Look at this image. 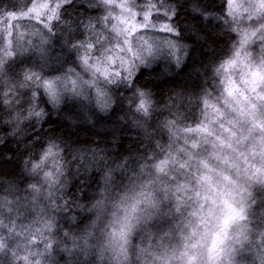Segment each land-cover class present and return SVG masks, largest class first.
Masks as SVG:
<instances>
[{
	"label": "trees",
	"instance_id": "trees-1",
	"mask_svg": "<svg viewBox=\"0 0 264 264\" xmlns=\"http://www.w3.org/2000/svg\"><path fill=\"white\" fill-rule=\"evenodd\" d=\"M5 2L7 0H0V15L6 9L13 8H6L3 5ZM152 3L156 9V23L160 18L164 19L179 36L149 29L153 31L151 36L155 39L154 51L142 58L140 54L137 56L140 60L134 74L136 89L130 91L125 84L105 86L100 81L94 82L95 87L85 86L83 89L93 97L91 103L82 104L68 92L61 96L60 104L53 107L44 89L39 88L34 81L29 82L28 86H22V83L29 71L38 73L43 80H59L63 83L62 88L68 89L72 88L73 81L79 85V80L87 77L80 60V50L73 45H80L84 39L96 35L85 38L88 32H104L103 0H61L56 18L48 26L33 19H22L25 29L23 39L18 41L9 34L8 48L4 47L3 35H0V244L4 245L0 248V264H69L68 254L62 251L66 246L64 233H77L88 221L89 214L76 208L68 217H57L59 223L49 229L47 225L52 224L50 211L41 215L39 209L31 210L8 203L16 198L9 194L10 190H23L39 180V177L24 174V161L29 156L38 159L50 138L55 137L61 147L66 149L62 160L59 157L49 159L48 166L43 170L51 171L59 163L67 171L65 191L57 193L62 197L59 203L71 199L77 205H89L104 175L103 170L98 171V168L103 169V165H98L92 158L93 150H96L97 158L104 156L116 162L129 157L130 169L139 168L142 163L140 156L148 157L156 152L157 142L165 146L166 152L177 155V150L185 146L186 140L190 146L200 142L203 135L201 132L185 134L187 129H196L203 121L219 117L215 118L212 108L204 110L203 93L206 85L203 67H214L232 56L245 35L248 43L241 59L247 54L255 62L262 58L264 44H261L259 35L253 36L252 33L264 24V19L257 22V16L250 21L245 16L229 14L227 0H152ZM201 12L208 19L197 15ZM259 15L264 16V11L259 9ZM225 20L228 24L224 23ZM39 34L42 40L37 37ZM179 46L189 50L187 57L185 52L178 51ZM177 55L186 61L180 69L174 63ZM197 70L200 71L199 75ZM136 90L148 91L155 105V111L146 123L147 131L153 134L150 137L142 129L133 127L134 118L128 105L131 104L135 109L139 103V98H134ZM105 92L119 102L108 121L100 120L95 115L99 111L96 96ZM214 101L212 99L209 103ZM30 109L43 111L47 116L46 122L41 126V121L35 118L23 120L20 131L14 137L12 132L16 123L13 117L17 114L28 116ZM118 118H122V122L113 123ZM164 121L175 124L171 140L169 131L160 127ZM214 128L218 130V124ZM34 132L35 135L32 134ZM37 139L40 143H36ZM208 150L212 151L211 145ZM73 157H76L75 162ZM163 159L165 155L158 154L151 163L156 164ZM42 175L43 172L40 173ZM81 193L84 198H80ZM20 195L26 193L21 191ZM245 198L248 200L249 220L253 222L255 233L250 236V240L259 244L260 234L264 233V185L253 183L247 187ZM252 201L256 202L254 207ZM49 203L41 200L39 208H47ZM171 243L175 246L177 242ZM67 246L71 247V244ZM262 255L264 247L258 252L253 245L252 255L239 260V264H253L254 261L255 264H261ZM81 259L102 264L98 256H81ZM144 259L141 257L140 264H144Z\"/></svg>",
	"mask_w": 264,
	"mask_h": 264
},
{
	"label": "snow or ice",
	"instance_id": "snow-or-ice-1",
	"mask_svg": "<svg viewBox=\"0 0 264 264\" xmlns=\"http://www.w3.org/2000/svg\"><path fill=\"white\" fill-rule=\"evenodd\" d=\"M260 10L264 11V0H261ZM53 14L56 18L55 9ZM197 15L208 19L202 12ZM257 17V22L264 19L259 13ZM253 19L250 15L249 20ZM224 23L228 24V21ZM165 31L179 36L171 26H166ZM252 35H259L261 44H264V24ZM238 43L239 47L228 59L214 67H203L206 85L204 110L212 108L213 115L220 113L211 122L219 125L218 130H202L199 125L196 129H187L185 134L203 131L201 140L190 146L186 140L185 146L178 149L175 156L157 142L156 152L148 157H139L142 163L138 169H130L129 157L116 162L104 156L97 158L96 150H93L92 158L98 165H103V169L98 168V171L103 170L104 175L93 202L86 206L77 205L71 199L59 203L62 197L57 193L64 192L68 182L63 164L57 163L53 170L43 171L49 159L59 157L62 160L66 150L52 137L43 146L38 159L29 156L24 161V174L39 177V180L23 190H10L9 194L16 198L8 203L31 210L39 209L41 215L50 211L52 224L47 225L49 229L59 223L57 217H68L76 208L86 211L88 221L79 232L64 233L66 246L62 251L68 254L69 264H92L87 259H81V256L90 255L98 256L102 264H140L141 257L145 258L144 264H239V260L252 255L253 245L259 252L264 247V233L260 234L259 244L250 240L255 233L253 222L249 220L245 189L253 183L264 185V48L261 49L262 58L254 63L250 54L241 59L248 43L247 35ZM83 46L73 45L74 48ZM178 51L185 52V57L189 54V50L182 46L178 47ZM134 59L140 60V57ZM185 62L179 55L174 61L178 69ZM84 64L88 66L89 61L85 60ZM136 67L138 65L130 63L123 73L113 74L119 79L106 77L105 86L125 84L128 90H135ZM197 74H200L199 70ZM32 81L44 89L53 107L59 105L61 96L68 92L82 104L93 100L83 89L85 86L95 87L94 83L80 82L78 85L73 81L71 89L60 88L59 80H43L38 73L29 71L23 77L22 86H28ZM150 95L148 91L136 90L134 98H139V103L135 109L128 105L134 118L133 127L142 129L148 137L153 134L147 131L146 123L155 111ZM212 99L215 105L209 103ZM96 103L99 111L95 115L105 121L110 120L119 105L118 99H113L107 92L98 93ZM32 118L40 120L42 126L47 116L43 111L31 109L28 116L17 114L13 117L16 128L12 135L15 137L20 131L23 120ZM224 121L228 127H225ZM121 122L122 118H118L113 123ZM160 127L169 131L171 140L175 124L164 121ZM36 143H40L39 139ZM158 154H164L165 159L151 163ZM75 159L73 157V162ZM257 164L260 166L257 167ZM21 191L26 195L21 196ZM80 198H84L83 193ZM41 200L50 202L47 208H39ZM255 203L252 201L253 207ZM72 219L75 220V217ZM172 241L177 242L175 246ZM3 247L0 244V248ZM261 264H264V255L261 256Z\"/></svg>",
	"mask_w": 264,
	"mask_h": 264
},
{
	"label": "rangeland",
	"instance_id": "rangeland-1",
	"mask_svg": "<svg viewBox=\"0 0 264 264\" xmlns=\"http://www.w3.org/2000/svg\"><path fill=\"white\" fill-rule=\"evenodd\" d=\"M103 2L105 12L102 30L104 32L92 30L97 32L86 33L85 38L95 33L96 35L90 39H84L82 43L84 46L79 48L80 60L87 74L86 78L78 79L80 82L91 84L100 81L102 85H105L106 77L119 79L113 74L123 73V69L130 63L139 65V60L134 58L139 54L141 58L148 56L154 51L155 39L151 36V32H164L168 26L162 18L156 23L154 17L156 9L152 0H103ZM227 2L230 8L229 13L249 18L250 15L257 16L261 0H227ZM60 3L61 0H7L3 5L6 8H13L6 9L0 15V35H3L4 47L8 48L10 45L9 34L15 36L18 41L23 39L25 29L22 19H33L48 26L54 20L53 9L57 14V5ZM243 11L246 13H242ZM37 37L42 40L40 34ZM89 45L92 47L89 48ZM85 60L89 61L88 66L84 64ZM62 86L63 83H60L59 87L62 88ZM210 103L215 105L216 102ZM218 115L220 116V113H215V118ZM213 120V117L209 118L199 126L202 130L204 128L211 130L214 128L211 123ZM225 127L228 125L225 124ZM201 133L203 134V131Z\"/></svg>",
	"mask_w": 264,
	"mask_h": 264
}]
</instances>
